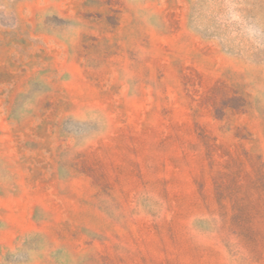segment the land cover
<instances>
[{"label":"rangeland","instance_id":"obj_1","mask_svg":"<svg viewBox=\"0 0 264 264\" xmlns=\"http://www.w3.org/2000/svg\"><path fill=\"white\" fill-rule=\"evenodd\" d=\"M0 264H264V0H0Z\"/></svg>","mask_w":264,"mask_h":264}]
</instances>
